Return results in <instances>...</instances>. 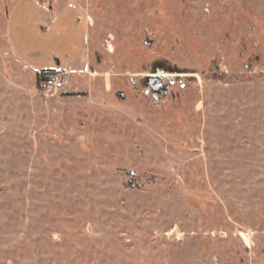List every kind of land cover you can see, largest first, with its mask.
<instances>
[{
  "label": "rangeland",
  "instance_id": "rangeland-1",
  "mask_svg": "<svg viewBox=\"0 0 264 264\" xmlns=\"http://www.w3.org/2000/svg\"><path fill=\"white\" fill-rule=\"evenodd\" d=\"M0 264H264V0H0Z\"/></svg>",
  "mask_w": 264,
  "mask_h": 264
},
{
  "label": "built area",
  "instance_id": "built-area-1",
  "mask_svg": "<svg viewBox=\"0 0 264 264\" xmlns=\"http://www.w3.org/2000/svg\"><path fill=\"white\" fill-rule=\"evenodd\" d=\"M68 85V81L64 80L61 76L54 77L43 83V87L49 90L59 91Z\"/></svg>",
  "mask_w": 264,
  "mask_h": 264
},
{
  "label": "trees",
  "instance_id": "trees-1",
  "mask_svg": "<svg viewBox=\"0 0 264 264\" xmlns=\"http://www.w3.org/2000/svg\"><path fill=\"white\" fill-rule=\"evenodd\" d=\"M57 74L58 71L54 69L43 70L37 75V84L41 85L46 81H48L49 79L56 77Z\"/></svg>",
  "mask_w": 264,
  "mask_h": 264
}]
</instances>
